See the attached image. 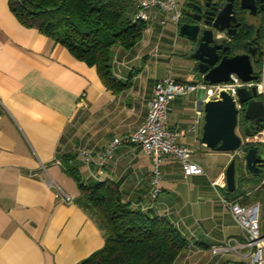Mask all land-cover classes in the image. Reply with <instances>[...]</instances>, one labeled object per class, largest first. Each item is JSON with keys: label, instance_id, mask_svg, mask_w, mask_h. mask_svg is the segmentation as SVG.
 I'll list each match as a JSON object with an SVG mask.
<instances>
[{"label": "crops", "instance_id": "crops-1", "mask_svg": "<svg viewBox=\"0 0 264 264\" xmlns=\"http://www.w3.org/2000/svg\"><path fill=\"white\" fill-rule=\"evenodd\" d=\"M185 1L176 0L177 8ZM134 12L135 5L129 16ZM170 15L149 9L141 39L130 49L113 48L112 73L121 81L132 75L129 87L114 92L94 66L23 25L11 12L9 0H0V264H77L103 246L100 228L76 202V178L62 166V157L70 154L69 165L88 179L79 151H101L112 138L143 123L157 80L201 79L193 60L176 73L165 67L172 55L187 56L191 47ZM202 95V90H195L176 96L167 119L182 133L180 144L190 149L199 145L208 164H216L212 172L191 158L203 172L185 177L181 161L165 155L161 192L153 199L147 175L151 159L139 147L126 144L113 149L94 176L115 183L132 209L166 218L185 236L188 248L174 264L245 263L246 256L212 251L229 238L243 239L222 202H239L224 183L225 166L235 153L207 152L210 149L201 146L203 112L197 111ZM191 109L194 116L188 118ZM259 193L251 204L264 205V187Z\"/></svg>", "mask_w": 264, "mask_h": 264}, {"label": "trees", "instance_id": "trees-1", "mask_svg": "<svg viewBox=\"0 0 264 264\" xmlns=\"http://www.w3.org/2000/svg\"><path fill=\"white\" fill-rule=\"evenodd\" d=\"M135 4L136 0H9L11 12L23 25L37 29L76 59L94 66L102 83L114 92L129 87L132 75L121 81L112 73L113 48L130 49L145 28V21L129 16ZM71 159L70 154L65 155L61 164L75 175L76 202L89 212L104 238L100 249L77 264H174L179 253L188 248L185 236L166 218L132 209L115 183L98 181L95 176L83 180L69 165ZM239 184L228 193L231 197L244 196V184ZM259 196L257 191L253 199Z\"/></svg>", "mask_w": 264, "mask_h": 264}, {"label": "built area", "instance_id": "built-area-1", "mask_svg": "<svg viewBox=\"0 0 264 264\" xmlns=\"http://www.w3.org/2000/svg\"><path fill=\"white\" fill-rule=\"evenodd\" d=\"M135 8L133 20L146 21L149 9L156 8L163 12H170L171 20L178 22L179 9L176 0H136ZM254 71L257 79L248 82H243L235 74L230 75L229 82L216 84H209L204 81L202 75L201 80L192 82L177 81L170 77L157 80L148 101L147 117L143 123L129 133L112 138L109 146L101 151L94 153L88 150L79 151L82 162L90 176H94L96 170L99 171L106 165L112 156L113 149L126 144L139 147L151 159V168L147 175L153 199H156L161 192L159 182L165 155H171L181 161L185 177L202 173L201 166L191 160L190 147L177 143L182 133L168 124L167 117L172 100L176 96L202 90L201 102L205 103L209 100L219 99L221 91L231 90L232 96L236 99V107L239 110L242 105L237 101L236 90L240 87L249 89L254 87L257 97L264 102V38H262L260 44V54ZM201 113V110L197 111L198 115H201ZM260 144H264V128L252 136L244 135V137H241V147ZM235 154H242V152L239 149ZM261 166L264 167V163ZM262 187H264V176L261 177L255 190L257 191ZM65 200L70 201L72 198L65 196ZM222 202L230 210L241 232L243 242H239L235 238H229L222 245L214 246L212 248L213 253L231 252L248 258V261L242 264H264V234L260 232L258 223L260 204L257 202L240 205L238 200L228 201L226 199H222ZM243 248L247 250L246 253L241 252Z\"/></svg>", "mask_w": 264, "mask_h": 264}, {"label": "water", "instance_id": "water-1", "mask_svg": "<svg viewBox=\"0 0 264 264\" xmlns=\"http://www.w3.org/2000/svg\"><path fill=\"white\" fill-rule=\"evenodd\" d=\"M209 6L197 22H183L178 24V33L192 43L188 51V58L197 62L196 70L203 80L209 84L230 81V75L235 74L243 82L256 80L252 62L253 52H232V46L225 44L223 37L235 34L240 26L237 21V10L233 8V0H207ZM241 10L255 16V0H238ZM208 5V4H206ZM201 11V8H194ZM236 97L241 104L243 118L248 122L244 127V135L252 136L264 128V102L257 97L254 87H240L236 90ZM202 115L200 144L213 151L236 153L224 169V183L229 192L237 187L236 164L241 158L245 171L255 177L264 176V144L244 145L241 147V137L236 134L238 108L232 91H221L219 99L199 103Z\"/></svg>", "mask_w": 264, "mask_h": 264}, {"label": "flooded vegetation", "instance_id": "flooded-vegetation-1", "mask_svg": "<svg viewBox=\"0 0 264 264\" xmlns=\"http://www.w3.org/2000/svg\"><path fill=\"white\" fill-rule=\"evenodd\" d=\"M233 2V8L237 10L236 22L240 23V26L235 29V34L233 35H227V32L224 33L225 35L223 37L225 38V44H230L232 46L231 53L248 52V49H250V51L253 52L252 62L255 67L257 65V60L260 54V44L262 38H264V0H255V16L249 15L248 11L239 9L240 5L238 3V0H233ZM209 3L210 1L207 0H186L179 9V18L177 23H195L197 22L196 20L200 15L201 19L203 20V12L206 10L207 6H209ZM194 8H201V11H197ZM241 36L242 40H239V37ZM190 44L192 46L191 42ZM194 65L196 67V61H194ZM241 112L242 108L238 110L237 123L239 114ZM247 122L248 120L243 118V132Z\"/></svg>", "mask_w": 264, "mask_h": 264}, {"label": "rangeland", "instance_id": "rangeland-1", "mask_svg": "<svg viewBox=\"0 0 264 264\" xmlns=\"http://www.w3.org/2000/svg\"><path fill=\"white\" fill-rule=\"evenodd\" d=\"M179 1V0H177ZM182 1V0H181ZM175 48L179 49V47L176 45L174 46ZM178 53V52H177ZM191 59L188 58V56H182L180 57L179 55H172L171 60L169 59L165 63V67L169 72L176 73L178 69H186L188 67ZM201 80V79H200ZM194 116V111L191 109L186 112V117L192 118ZM242 123H243V114L242 112L239 114V119L237 126L235 128V132L237 135L240 137H244V132L242 130ZM185 141V139H184ZM179 144V141L177 142ZM201 148V146H200ZM207 150V149H206ZM207 152H212L211 150H207ZM190 157L192 160L198 162L200 165L203 167L210 168L211 167V172L213 171V168L216 166V164L209 165L207 160L204 157V154L202 151L199 150V145H191V155ZM210 166V167H209ZM210 171V169H209ZM236 179H237V187L240 185V181L243 182L244 187H243V193L239 195V204L240 205H245V204H251L253 202V194L256 193L255 187L256 185L260 182L261 177H255L250 174H248L245 171L244 163L241 158H238L237 164H236ZM251 179H255V181H252ZM258 191V190H257ZM260 192V189L259 191ZM259 217H258V223H259V229L262 234H264V205L260 206L259 208Z\"/></svg>", "mask_w": 264, "mask_h": 264}]
</instances>
